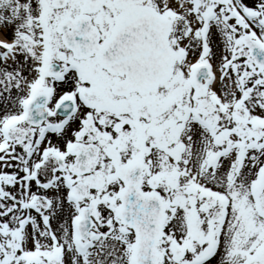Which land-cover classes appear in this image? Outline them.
Segmentation results:
<instances>
[{
  "label": "snow or ice",
  "instance_id": "1",
  "mask_svg": "<svg viewBox=\"0 0 264 264\" xmlns=\"http://www.w3.org/2000/svg\"><path fill=\"white\" fill-rule=\"evenodd\" d=\"M0 264H264V0H0Z\"/></svg>",
  "mask_w": 264,
  "mask_h": 264
}]
</instances>
